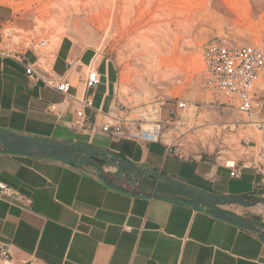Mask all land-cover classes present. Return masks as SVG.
I'll return each instance as SVG.
<instances>
[{
  "label": "crops",
  "instance_id": "crops-1",
  "mask_svg": "<svg viewBox=\"0 0 264 264\" xmlns=\"http://www.w3.org/2000/svg\"><path fill=\"white\" fill-rule=\"evenodd\" d=\"M4 10L0 6V29ZM92 49L75 42L67 46L63 38L55 51L54 71L70 70V95L43 81L31 84L25 65L6 57L0 70V128L93 143L124 154L142 168L217 192L264 196V161L244 168L241 178L230 176L223 162L206 153L178 157L183 164L168 167L169 156H177L167 153L163 143L72 127V120L80 121L81 106L73 96L92 95L93 107L84 108V113L98 123L118 96L116 66L108 59L97 61L102 82L95 89H84L78 82L98 54ZM27 57L34 61L36 54L29 51ZM61 62L63 71L58 70ZM258 117L264 120V102ZM0 180L32 200L24 207L0 200V241L10 244L13 257L23 264L33 258L46 264H264V236L194 202L111 187L80 159L0 151Z\"/></svg>",
  "mask_w": 264,
  "mask_h": 264
},
{
  "label": "rangeland",
  "instance_id": "rangeland-1",
  "mask_svg": "<svg viewBox=\"0 0 264 264\" xmlns=\"http://www.w3.org/2000/svg\"><path fill=\"white\" fill-rule=\"evenodd\" d=\"M0 6L5 9L0 32L5 34L12 28L13 35L28 36L14 40L12 34L8 37L5 34L0 46L19 51L25 48L24 42L41 38L51 41L65 28L63 38L67 46L75 42L81 48H93L94 55L98 52L95 65L99 59L115 64L117 94L130 108L143 107L155 98L170 94L219 103L222 99L196 83L204 69L202 47L210 41L226 39L264 48V0H0ZM43 10L50 12L42 16ZM60 10H71L62 27L54 22ZM185 11L187 14L183 16ZM158 14L166 17L164 23L170 22L174 32L179 31L177 24L185 23L178 32L179 42L174 33L164 40L154 37V42L146 43L145 34L155 22L152 17H161ZM86 16H92L93 21H84ZM46 51V47L42 49L43 56ZM64 69L61 62L58 70ZM245 118L234 108L191 105L185 123L179 128L186 133L184 141L193 154L206 153L225 162L239 153L243 136L239 122ZM181 164L182 159L169 156L168 167ZM116 174L109 176L115 178ZM242 182V179L233 180V183ZM257 206L251 208L255 210ZM230 207L245 215L252 213L241 204ZM255 217L264 222L261 217Z\"/></svg>",
  "mask_w": 264,
  "mask_h": 264
},
{
  "label": "built area",
  "instance_id": "built-area-1",
  "mask_svg": "<svg viewBox=\"0 0 264 264\" xmlns=\"http://www.w3.org/2000/svg\"><path fill=\"white\" fill-rule=\"evenodd\" d=\"M5 34L0 32V43L4 41ZM48 42L47 38L24 42L25 48L19 51L0 46V70L6 57H15L25 65L31 84L43 81L46 86L70 95L73 87L68 77L70 70L57 74L54 71V62L49 67L41 61V51ZM29 51L36 54L34 61L28 59ZM202 58L204 69L197 77L196 83L202 90L222 99L219 103L193 101L170 94L167 97L155 98L143 107L130 108L117 96L110 109L102 113V122L98 123L96 117L95 120L89 121L84 113V108L93 107L92 95L84 94L81 98L76 95L73 97L81 103L77 109L80 121L72 120L71 126L81 130L99 131L111 137L136 139L142 143L160 142L166 146L167 153L187 159L192 158L194 154L192 149L186 146V133L179 126L185 123L184 118L190 106L234 108L246 117L239 122V125L243 126V136L240 139V148L237 149L239 153L231 155L223 163L230 170V176L241 178L244 168L256 166L259 161H264V120L258 117L264 102V88L260 87L264 77V48L235 44L226 39L213 40L202 47ZM93 61L94 59L78 76V82L87 90L95 89L102 82V73ZM103 168L108 175L119 171V166L110 163L104 164ZM3 199L14 205L22 204V207L32 201L27 194L0 180V200ZM251 211L249 216H259L264 220V211ZM126 229L132 228L126 226ZM0 264L23 263L13 257L9 243L0 241ZM28 264L46 263L33 258Z\"/></svg>",
  "mask_w": 264,
  "mask_h": 264
},
{
  "label": "water",
  "instance_id": "water-1",
  "mask_svg": "<svg viewBox=\"0 0 264 264\" xmlns=\"http://www.w3.org/2000/svg\"><path fill=\"white\" fill-rule=\"evenodd\" d=\"M0 151L41 157L78 158L94 167L99 176L111 187L133 194L174 195L185 201L200 204L209 209L212 214L264 236L263 221L230 207L233 204H241L245 207L264 204V196L261 195L221 193L210 190L176 176L150 168H142L122 153L84 141L59 140L0 128ZM103 163L119 166V172L137 181L138 184L146 186L151 191L150 194H146L144 189H132L112 180L104 171ZM130 173H136L138 176ZM144 173H148L149 177L140 178V175Z\"/></svg>",
  "mask_w": 264,
  "mask_h": 264
},
{
  "label": "bare ground",
  "instance_id": "bare-ground-1",
  "mask_svg": "<svg viewBox=\"0 0 264 264\" xmlns=\"http://www.w3.org/2000/svg\"><path fill=\"white\" fill-rule=\"evenodd\" d=\"M71 10H60V14H59V18L57 19H54V22L56 24H59L60 27H62L61 23H63V21H67L68 19V13H70ZM77 11L78 13H80L82 10H75ZM47 12H50V10H43L41 12L42 16H45V14H47ZM159 13V12H157ZM189 15L192 14L191 11H188ZM169 14V12L167 13ZM171 14V13H170ZM183 16H185L187 13L186 11L185 12H182ZM160 15V14H158ZM161 16V15H160ZM164 16V15H163ZM181 17V16H180ZM166 17H155L153 16L152 17V20L155 21L154 24L152 25L153 28H152V32H146L145 34V41L146 43L148 42H154V37L157 38V39H161V40H164L166 37H169L171 34H174L175 35L177 34V42L180 41L181 39V36L178 35L181 27H185V23L184 22H181L179 24H177L178 26V30L177 32H174V29L173 27L171 26V23L170 22H167V23H164V20H165ZM168 19V18H167ZM183 19V18H182ZM190 19V17L186 18L185 19V22H187L188 20ZM84 21H93V17L92 16H86L84 19ZM76 21H78V19H76ZM65 29V28H64ZM64 29H60L61 31H59L56 35H54L51 39V41L48 42V44L46 45V55H44L43 57H41V61L46 65V66H49L51 67L52 63H53V60H54V56H55V51L57 49V47L60 45L62 39H63V36L65 35V30ZM183 30V29H182ZM14 29L12 28H8L6 30V35H13L14 34ZM14 37V40H17L19 39L20 37L21 38H24V37H28V36H18V35H13ZM149 38V39H148ZM142 40V39H141ZM95 62V61H94ZM260 87L261 88H264V77L262 79V81L260 82ZM259 206V205H258ZM257 206V209L259 211H264V205H260L259 207Z\"/></svg>",
  "mask_w": 264,
  "mask_h": 264
},
{
  "label": "flooded vegetation",
  "instance_id": "flooded-vegetation-1",
  "mask_svg": "<svg viewBox=\"0 0 264 264\" xmlns=\"http://www.w3.org/2000/svg\"><path fill=\"white\" fill-rule=\"evenodd\" d=\"M103 164H106V163H103ZM130 174L133 176H138L136 173H130ZM144 176L149 177V174L148 173L141 174L140 178ZM108 177L112 178V180L116 181L119 184L125 185L133 189H144V191L148 190L146 186L138 184V182L133 179H129L127 176L123 175L121 172H119V174H116V178L110 177L109 175Z\"/></svg>",
  "mask_w": 264,
  "mask_h": 264
},
{
  "label": "trees",
  "instance_id": "trees-1",
  "mask_svg": "<svg viewBox=\"0 0 264 264\" xmlns=\"http://www.w3.org/2000/svg\"><path fill=\"white\" fill-rule=\"evenodd\" d=\"M68 159L76 160V159H78V158L68 157ZM197 185H198V184H197ZM199 186H202V185H199ZM202 187L207 188V189H210V188H208V187H206V186H202ZM210 190H211V189H210ZM165 197H167V198H177V197L174 196V195H165ZM179 199H181V198H179ZM256 218H257V217H256Z\"/></svg>",
  "mask_w": 264,
  "mask_h": 264
}]
</instances>
